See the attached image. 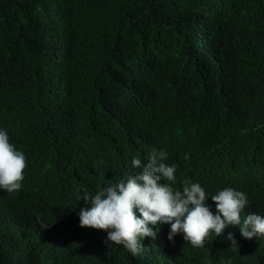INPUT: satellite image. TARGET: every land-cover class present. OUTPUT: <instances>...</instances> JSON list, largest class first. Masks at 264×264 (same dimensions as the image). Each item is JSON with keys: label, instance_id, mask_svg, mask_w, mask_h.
I'll use <instances>...</instances> for the list:
<instances>
[{"label": "trees", "instance_id": "obj_1", "mask_svg": "<svg viewBox=\"0 0 264 264\" xmlns=\"http://www.w3.org/2000/svg\"><path fill=\"white\" fill-rule=\"evenodd\" d=\"M131 77L133 99L122 85ZM2 79L9 111L46 129L38 134L46 154L28 153L30 167L44 171L25 183L36 189L31 207L12 208L11 219L37 215L34 208L40 215L45 204L74 219L84 194L96 193V171L134 144L128 133L158 116H183L195 101L214 112L208 154L221 147L226 160L252 163L249 150L264 151V0H0ZM43 222L16 225V233L30 236ZM105 239L85 237L87 250L73 249L62 264H204L225 254L170 242L133 258ZM23 250L18 264H55V249Z\"/></svg>", "mask_w": 264, "mask_h": 264}, {"label": "clouds", "instance_id": "obj_2", "mask_svg": "<svg viewBox=\"0 0 264 264\" xmlns=\"http://www.w3.org/2000/svg\"><path fill=\"white\" fill-rule=\"evenodd\" d=\"M122 85L130 99L136 97L133 77ZM117 88L109 101L118 95ZM213 118L212 108L201 100L188 105L183 116L142 121L143 129L128 133L135 136L134 144L119 148L105 172L96 171V193L84 194L85 204L74 219L59 216V207L45 204L40 215L34 208L37 215L13 220L12 208H30L35 196V186L25 183L44 173L30 167L28 153H45L38 134L46 129L37 127L38 117L20 121L9 111L2 79L0 206L10 212L9 217L0 213V264L21 262L23 248L55 249L54 263L62 264L74 256L73 249L87 250L84 238L92 235H103L106 245H119L133 258L150 247L165 251L171 242L185 250L225 251L204 264H264V151L249 150L252 163L226 160L221 147L208 154ZM21 126L33 134V141L20 137ZM57 145L47 153L56 152ZM38 217L44 219L40 231L16 233V225L33 226ZM183 264H190L189 259Z\"/></svg>", "mask_w": 264, "mask_h": 264}]
</instances>
